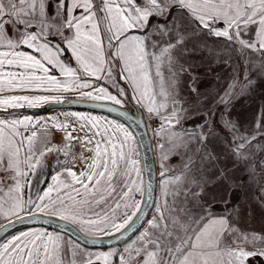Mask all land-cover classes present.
Wrapping results in <instances>:
<instances>
[{
  "label": "snow or ice",
  "instance_id": "snow-or-ice-1",
  "mask_svg": "<svg viewBox=\"0 0 264 264\" xmlns=\"http://www.w3.org/2000/svg\"><path fill=\"white\" fill-rule=\"evenodd\" d=\"M205 60L232 69L223 95L211 100L191 82L183 90L185 77L196 78L190 69ZM235 60L243 62L242 81ZM253 72L264 78V0H0V218L11 224L12 217L52 215L86 235L123 238L143 219L145 196L136 138L124 124L77 112L63 120L14 118L9 109L61 104L67 93L121 107L131 99L156 122L161 161V198L122 251L93 253L33 229L0 241V264H246L264 257V233L240 230L232 204L246 189L264 202V157L251 151L255 143L264 152V109L245 124L230 109L252 91ZM49 156L51 183L33 184ZM174 156L178 170L165 163Z\"/></svg>",
  "mask_w": 264,
  "mask_h": 264
},
{
  "label": "rangeland",
  "instance_id": "rangeland-1",
  "mask_svg": "<svg viewBox=\"0 0 264 264\" xmlns=\"http://www.w3.org/2000/svg\"><path fill=\"white\" fill-rule=\"evenodd\" d=\"M209 43H211V39L209 40ZM192 59L199 61L200 56L198 55L196 57H193ZM233 63L234 64L238 63L241 65L240 79L242 81V79H243V62L240 60H235ZM190 71L195 75L196 78L194 81H190L189 77H185L183 90L185 92H187L189 90L188 84H189V82H191L193 87H195L201 94L207 96L210 100L217 93H220L221 95H223L224 90L227 89L228 84L230 83L231 78H232V69L231 68H227L223 63H216V62L211 61V60H205L203 64H201L200 66L191 68ZM252 78L254 80H256V84L253 87L252 91L250 93H246L245 95H242V96L238 97L237 99L233 100L231 105H230L231 118L234 120L240 121L242 124H245L246 122L253 121L256 117L257 112L261 109H264V78H260L256 72L252 73ZM122 82L120 83V81H119L120 86L127 89L129 96H131V90L129 89L128 85L125 84L124 82L123 83ZM102 83H103V81L98 82V84H102ZM109 83H111V81H109L108 84L106 85L108 87L109 91L113 94H116V92H117L116 87H112L111 85H109ZM30 95H32V94L30 93ZM72 96H77V95L75 93H67L65 95V102L64 103L52 104V105H56V106H58V108L61 105H62L61 107L68 108V106L71 102H76V101L95 103V104H101V105H109V106H114L116 108H119L120 110H122V111H124L130 115H133L134 117L144 121V123L146 124V127H147V131H148V137H149L150 144H151V149H152V154H153L154 164H155V170H156L155 199L159 200L161 198V189H160V180H161L160 163H161V161H160L159 150L156 147L158 141H157V138H155L152 134V129L156 126V122L154 120H150L148 118V113L146 112V110L142 106L136 104L135 101H132L131 99L127 100L125 102L124 106L121 107V106L113 105L110 102H105V101L93 102L90 100H84V101H81L79 99L75 100L74 98H72ZM218 108L220 110H223V105H219ZM25 110L26 109H23V110L22 109L21 110L20 109H9L8 111L10 113H12L13 117L15 118V116L18 117L19 116L18 114H22L23 112H25ZM37 110L38 109H34L33 111L35 113H37L38 112ZM77 113L100 114L102 116H105L108 120L116 121V122L124 124L118 118H116L112 115H109L107 113L99 112V111L80 109L79 111H77ZM2 115H4V113H0V116H2ZM34 118H36V117H34ZM124 125L126 127H128L126 124H124ZM216 126H217L219 131H225L223 128L220 127L219 123H217ZM74 135H83V133H74ZM60 140H61V136H54L53 137L54 143H58ZM260 143H264V140L260 141ZM134 147L136 148V151H137V159L140 161L141 168L143 169V164H142V160H141V153H140V149H139L137 140H136ZM80 150H81L80 146L76 145V151L79 152ZM251 151L257 152V159L264 157V152H258L257 144H255V143L253 144ZM86 155H90V153H86ZM52 157L54 158V162H55V157L54 156H52ZM54 162H53V165H54ZM45 163H46V161H45ZM165 163L177 166V170L181 166L180 165V158L177 156L172 157L169 161H166ZM229 167H232V165L229 164ZM79 168L82 169L83 164H79ZM51 171H52V167H51ZM240 175H243V174L241 173ZM142 178H143V183H144V171L142 172ZM47 182L51 183V175L48 178ZM6 183H9V182H6ZM237 196L239 198H237ZM136 199L137 200L140 199L139 195H137ZM143 204H144V201L142 203V206H143ZM232 204L233 205H236V204L239 205V216L237 218L236 226L240 230L245 231V232L264 233V202L253 199L251 189L239 191L236 195L233 196ZM216 207H217V209H220L223 206L217 205ZM154 211H155L154 208H152L150 210V213H149L147 219L152 218V214L154 213ZM128 214L131 215V210H129ZM39 216L49 217V218L54 219L56 221H62V222L69 223L67 221L60 220L59 217L52 216V215H39ZM25 217H28V216H23V218H25ZM11 220L15 221L17 219L15 217H12ZM7 223H9L8 220L0 218V226H4ZM69 224L72 225L74 228H76L80 234H82L83 236L88 237V238L110 240V239H112V238H114L120 234V233H113L112 235L91 236V235H86L84 232H82L78 225L72 224V223H69ZM143 226L147 227L146 222L143 223ZM33 229H41V230H46V231L52 232V233H59V232H56L53 230L49 231L48 229H44L42 227H23V228H19L15 231L11 232L10 234L5 236L0 241H4L7 238H10L11 235L18 234L21 231H28V230H33ZM139 230L142 231L143 228H140ZM59 234H61V233H59ZM61 235L64 237L65 240L74 241L75 243L79 244L81 246V248L86 249L89 252L95 253V252H105V251H108L110 249H116V250L122 251L123 247L125 246V243L131 242V239H134L135 236L138 235V232H136L127 241L120 242L119 244L112 246L110 248H107V249H87V248L83 247L80 243H78L77 241L70 238L69 236H67L65 234H61ZM233 238H229L226 241V243L232 244V246L235 247V244L232 243ZM248 250H251V249L249 248ZM255 258H257V257H250L248 259V261H246V264H261V260L264 264V257H258L259 259H255Z\"/></svg>",
  "mask_w": 264,
  "mask_h": 264
},
{
  "label": "water",
  "instance_id": "water-1",
  "mask_svg": "<svg viewBox=\"0 0 264 264\" xmlns=\"http://www.w3.org/2000/svg\"><path fill=\"white\" fill-rule=\"evenodd\" d=\"M95 103H88V102H71L68 108L73 109H87V110H94L103 113H107L112 115L119 120H121L124 124L128 126V128L133 132L139 149L141 153V160L143 164V171H144V187H145V196H144V204L142 206V217L143 219L137 220L136 224L133 226V230L125 233L123 238H121V234L117 235L116 237L110 240H101V239H94L88 238L83 236L79 233V231L74 228L72 225L62 221H56L49 217L43 216H36L35 218L25 217L22 221L15 220L12 221L11 224H5L2 229H0V240H2L5 236L10 234L11 232L23 228V227H42L49 230H53L62 234H65L72 238L73 240L80 243L83 247L87 249H107L112 246L119 244L120 242L127 241L131 238L137 231L136 228H141L140 225L145 222L147 219L150 210L152 207V200L155 199V178H156V170L154 164V158L152 154L151 144L148 137V131L146 124L141 119L130 115L119 108L109 105H101L96 104L98 106H93ZM111 107L114 108L115 111L109 112L107 109ZM28 111H32V109H28ZM121 113H126V115H121ZM151 189V191H149ZM95 241V243H91L90 241Z\"/></svg>",
  "mask_w": 264,
  "mask_h": 264
},
{
  "label": "crops",
  "instance_id": "crops-1",
  "mask_svg": "<svg viewBox=\"0 0 264 264\" xmlns=\"http://www.w3.org/2000/svg\"><path fill=\"white\" fill-rule=\"evenodd\" d=\"M122 81H120V83H121ZM123 83V82H122ZM109 85H111V83H109ZM28 94H30V93H28ZM31 94H33V93H31ZM64 95H66V94H64ZM72 98H74L75 100H77L78 99V97L77 96H72ZM45 106V105H44ZM44 106H41V107H37V108H28V107H24V108H20V110L22 109H26L25 110V112H23L22 114H18L19 116H20V118H22L23 116H25V115H29V116H33V117H36V118H40V117H49V116H54V117H59L61 120H63V119H65V116H64V114L65 113H71V112H77V111H79V109L77 110V109H70V108H64V107H61V106H59V108H56V109H54V110H50V111H48V112H46V113H39V112H37V113H35L33 110L34 109H40V108H42V107H44ZM28 109H32V111H28ZM83 114V113H82ZM17 115V116H18ZM91 115H97L98 117H101V118H106L105 116H102V115H100V114H91ZM18 116V117H19ZM16 117V116H15ZM107 119V118H106ZM62 134L61 133H55L54 134V136H61ZM44 229H46V228H44ZM49 230V229H48ZM50 231V230H49ZM52 231V230H51ZM62 234V233H61Z\"/></svg>",
  "mask_w": 264,
  "mask_h": 264
},
{
  "label": "trees",
  "instance_id": "trees-1",
  "mask_svg": "<svg viewBox=\"0 0 264 264\" xmlns=\"http://www.w3.org/2000/svg\"><path fill=\"white\" fill-rule=\"evenodd\" d=\"M72 63L74 64V61H72ZM105 86H106V85H105ZM106 87H107V86H106ZM56 108H58V106H56V105H52V104H49V105H45L44 107L38 109L37 111H38L39 113H46V112H48V111H50V110H54V109H56ZM72 109H73V108H72ZM53 162H54V158H53L52 156L47 157V159H46V164L48 165V168L45 169V174H44L43 176L34 177V178H33V184L36 183V180H37V179H46V181L48 180V178L50 177V175H51V173H52V171H51V167H52V165H53ZM47 183H48V182H47ZM47 183H45V184H40V185H38V186H39L40 188L43 189V188H46V187H47ZM32 191L34 192L35 189H32ZM255 259H259V258L257 257V258H255ZM261 264H263L262 260H261Z\"/></svg>",
  "mask_w": 264,
  "mask_h": 264
}]
</instances>
